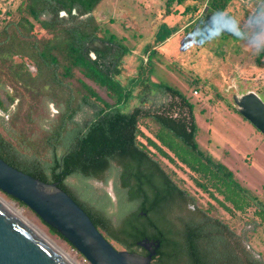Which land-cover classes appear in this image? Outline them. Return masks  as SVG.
<instances>
[{
  "label": "trees",
  "instance_id": "obj_1",
  "mask_svg": "<svg viewBox=\"0 0 264 264\" xmlns=\"http://www.w3.org/2000/svg\"><path fill=\"white\" fill-rule=\"evenodd\" d=\"M183 1L166 0L168 11L174 10L172 4ZM229 1L204 0L215 18L230 19L225 11ZM99 2L22 0L19 11L38 21L48 36H34L30 17L8 22L0 30V70L10 62L14 81H22L14 111L6 120L0 116V158L41 181L58 180L59 187L86 212L98 231L120 249L146 255L137 242L158 240L152 264H264L247 237L209 208L200 207L161 159L186 167L193 174V183L229 214L245 213L253 205V214L264 221V204L232 171L199 148L189 98L165 83H157L155 89L146 84L138 104L127 110L131 90L114 82L107 71L109 65L99 66L85 50L86 42L96 38L97 26L93 17L78 19L70 12H91ZM59 11L68 13L69 18L59 17ZM44 12L52 14L50 21L39 19ZM14 55L34 62L37 72L24 70L23 62L12 64ZM96 55L105 57L100 50ZM76 71L104 87L113 102L100 97L83 80L78 81L77 90L84 95H73L69 82ZM25 94L31 99H21ZM43 95L49 98H40ZM49 101L58 108L53 118L46 108ZM85 107L92 113L82 122L75 120V111ZM0 111H7L1 100ZM107 171L113 177L115 202L108 194L97 197L90 185L84 186L83 197L78 199L65 182L68 177L83 183L90 178L106 181Z\"/></svg>",
  "mask_w": 264,
  "mask_h": 264
},
{
  "label": "rangeland",
  "instance_id": "obj_2",
  "mask_svg": "<svg viewBox=\"0 0 264 264\" xmlns=\"http://www.w3.org/2000/svg\"><path fill=\"white\" fill-rule=\"evenodd\" d=\"M21 1L0 0V30L26 14L18 9ZM167 7L166 0H101L94 9L102 29L111 34L125 54L118 78L124 88L132 89L127 108L137 104L139 86L142 90L148 84L155 89L157 83H165L179 90L193 103L199 148L232 171L240 184L264 204V136L236 111L232 99L233 94L248 90L264 99V0H230L225 9L230 19L215 18L204 0L174 3L173 11H168ZM34 33L37 38L48 36L38 26ZM12 60L25 61L28 71L35 74L36 66L31 60L18 56H13ZM2 67L0 100L7 111L5 114L0 112V116L6 120L20 97L19 84L12 78L9 62ZM134 77L136 86L131 81ZM78 79L89 83L106 101L113 102L106 89L84 78L78 71L71 78L74 88L79 87ZM192 80L194 83L191 84ZM6 91L16 95L13 101ZM21 99L31 98L25 94ZM50 105L52 102H48L47 111ZM25 109L27 106L22 112ZM48 115L53 118L56 114L51 116L48 111ZM36 121L42 124L39 118ZM140 126L149 135L142 127L144 124ZM41 155L43 160L48 158L43 152ZM161 159L168 172H173L172 177L195 197L200 207L209 208L236 232L243 233L248 245L264 259V221L260 222L253 214V205L245 213L229 214L193 183L190 178L193 174L186 167ZM66 182L82 199L85 184L75 177ZM107 191L115 202L114 182ZM0 197L19 209L76 263L82 264L71 252L70 244L51 232L33 211L1 190Z\"/></svg>",
  "mask_w": 264,
  "mask_h": 264
},
{
  "label": "water",
  "instance_id": "obj_3",
  "mask_svg": "<svg viewBox=\"0 0 264 264\" xmlns=\"http://www.w3.org/2000/svg\"><path fill=\"white\" fill-rule=\"evenodd\" d=\"M232 99L236 111L264 135V99L253 90ZM0 190L33 211L90 264H152L158 240L137 242L146 255L116 248L58 182L41 181L0 158ZM0 264L74 263L0 200Z\"/></svg>",
  "mask_w": 264,
  "mask_h": 264
},
{
  "label": "flooded vegetation",
  "instance_id": "obj_4",
  "mask_svg": "<svg viewBox=\"0 0 264 264\" xmlns=\"http://www.w3.org/2000/svg\"><path fill=\"white\" fill-rule=\"evenodd\" d=\"M96 8V7H95ZM70 14H72V15H75V16H77L78 17V19H85L86 17H88V16H91V17H93V19H94V23H95V25L97 26V31H96V38L95 39H93V41H87L86 42V45H85V50H88V53H89V56L91 57V59H92V61L94 62V61H96V62H98V65L99 66H105V67H108V65H109V69H107V71H108V73H109V76L111 77V79L114 81V82H116V83H118V84H120L121 85V87L123 88V89H125L124 87H123V83L120 81V79L118 78V76L120 75V72H121V68H120V64L123 62V59H124V51L122 50V47L120 46V44L117 42V41H115L113 38H112V36H111V34H109V32H107V31H105V29H102V27H101V24L102 23H100L99 22V20H97V18H96V16L94 15V10L93 11H91V12H88V13H78V12H76L75 10H72L71 12H70ZM22 17H30L29 16V14L28 13H26L25 15H21ZM58 16L59 17H62V18H64V19H67V18H69V15H68V13H65V12H63V11H59L58 12ZM38 17H39V19H42V20H45V21H50L51 20V18H52V14L50 13V12H44V13H40L39 15H38ZM31 18V23L35 26L34 28H36V26H38L39 27V22L38 21H36L34 18H32V17H30ZM39 29L41 30V31H43V32H45L43 29H41L40 27H39ZM96 50H100V51H102V52H104L105 53V57L104 58H98L97 57V55H96ZM14 56H18V57H20V59H28L27 57H21L20 55H14ZM148 61V60H147ZM20 62H23V64H24V70H26V71H28V68H27V66H28V64L25 62V61H23V60H21V61H19V62H14L13 60L11 61V63L12 64H19ZM34 63V62H33ZM35 64V63H34ZM27 65V66H26ZM36 66V65H35ZM139 70V69H138ZM9 71L11 72V74H12V78H13V80H15V78H14V74H13V71H12V69H10V62H9ZM36 72H37V68H36ZM35 72V73H36ZM139 76V75H138ZM137 77V76H136ZM136 77H134V78H132L131 79V81H133L134 83H135V86L137 85L136 84ZM84 78H86V77H84ZM138 78V77H137ZM87 79V78H86ZM78 80H81V79H78ZM89 80V79H88ZM91 81V80H90ZM17 84H19V85H22V81L21 80H18L17 79V81H15ZM85 82V84H87L88 86H90L89 85V83H87L86 81H84ZM93 82V81H92ZM70 84V86H72V91H73V95H75V96H77V95H79V97L80 96H83L84 94L82 93V92H78V88H74L73 87V85H71V81L69 82ZM94 83V82H93ZM97 85V84H96ZM99 86V85H98ZM0 87H2V86H0ZM93 90H94V88L92 87V86H90ZM100 87V86H99ZM101 88H104V87H101ZM105 89V88H104ZM95 91V90H94ZM136 91V90H135ZM96 92V91H95ZM137 92V91H136ZM135 92V93H136ZM141 88H140V86H139V92H138V98H136L137 100H138V102H139V99H140V97H141ZM6 93L8 94L7 96L9 97V99H10V97H12V96H14V95H12L11 93H8V91H6ZM97 93V92H96ZM98 94V93H97ZM130 94V93H129ZM131 94H132V89H131ZM99 95V94H98ZM51 98H54L55 97V95H53V96H50ZM40 98H45V99H47V98H49V95H48V97L47 96H40ZM93 98V96H89V99H92ZM135 98V97H134ZM14 99V98H13ZM49 102H51V101H49ZM138 102H137V104H138ZM47 104H48V102H47ZM136 104V105H137ZM53 105L56 107V105L52 102V105H50V108L48 109V111H49V114L51 115V116H53L54 114H57L58 113V108L56 107V109L53 107ZM48 108V107H47ZM127 110H128V108H126ZM126 109H123L124 111L126 110ZM2 114H5V112H3V111H0ZM89 113H92V110L90 109V108H88V107H85V108H80V109H77L76 111H75V116H74V119L75 120H78L79 122H82L84 119H85V116H89ZM87 119V118H86ZM55 126V125H54ZM56 126H58V125H56ZM264 136V135H263ZM106 176H107V179H106V181H103L102 179H92V178H90V179H87L85 182H84V184H85V186H88V185H90L92 188H93V190L95 191V193H96V196L98 197L99 195L101 196V195H104V194H108L109 195V193H108V186L110 185V184H112L113 183V177L111 176V171L109 172V171H107L106 172ZM68 178H70V177H68ZM68 178H66V180L68 179ZM66 180H65V182H66ZM55 182H58V186H59V181L58 180H56ZM66 184H67V186H68V188H70V186L68 185V183L66 182ZM113 188V187H112ZM70 190L72 191V193L74 194V196H76L78 199H80L79 197H78V195L70 188ZM113 190V189H112ZM96 200H98V199H96ZM67 242V241H66ZM68 243V242H67ZM142 248V247H141ZM143 249V248H142ZM145 250V249H144ZM146 251V250H145ZM153 257L154 256H152V259H151V262L153 261Z\"/></svg>",
  "mask_w": 264,
  "mask_h": 264
},
{
  "label": "bare ground",
  "instance_id": "obj_5",
  "mask_svg": "<svg viewBox=\"0 0 264 264\" xmlns=\"http://www.w3.org/2000/svg\"><path fill=\"white\" fill-rule=\"evenodd\" d=\"M0 200L7 205L10 209H12L17 215H19L22 219H24L30 226H32L37 232H39L42 236H44L49 242H51L58 250H60L69 260H71L74 264L76 263L66 252L63 251L62 248H60L54 241H52L46 234H44L41 230H39L34 224L30 223L24 215L21 214V211L13 206V204H10L9 202H6L4 199L0 197Z\"/></svg>",
  "mask_w": 264,
  "mask_h": 264
},
{
  "label": "built area",
  "instance_id": "obj_6",
  "mask_svg": "<svg viewBox=\"0 0 264 264\" xmlns=\"http://www.w3.org/2000/svg\"><path fill=\"white\" fill-rule=\"evenodd\" d=\"M194 92H196V91H194ZM70 250H71L72 253H74V256H78L79 257V259H80L82 264H90L88 262V260L82 254H80L77 251V249L75 247H73L72 245H70Z\"/></svg>",
  "mask_w": 264,
  "mask_h": 264
}]
</instances>
